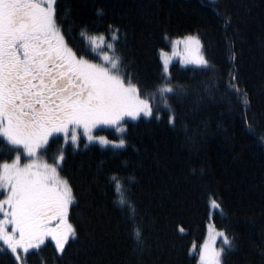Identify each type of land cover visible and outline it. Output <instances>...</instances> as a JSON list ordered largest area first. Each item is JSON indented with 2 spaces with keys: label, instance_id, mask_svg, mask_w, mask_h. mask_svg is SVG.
<instances>
[{
  "label": "trees",
  "instance_id": "obj_1",
  "mask_svg": "<svg viewBox=\"0 0 264 264\" xmlns=\"http://www.w3.org/2000/svg\"><path fill=\"white\" fill-rule=\"evenodd\" d=\"M57 13L77 49L90 47L80 34L85 24L89 35L120 29L127 71L142 95L153 94L160 118L126 119L123 148H85L84 139L75 149L64 145L61 175L77 196L70 208L77 237L62 254L48 240L23 264H199L209 222L233 242L222 264H264V0H58ZM191 34L208 65L173 62L170 81L183 90L167 95L165 107L156 92L166 82L160 51ZM100 132L119 139L113 129ZM62 144V135L50 138L44 157L52 162ZM14 155L0 137V162ZM113 173L125 178L142 245L131 209L116 203ZM0 264L17 261L0 251Z\"/></svg>",
  "mask_w": 264,
  "mask_h": 264
},
{
  "label": "snow or ice",
  "instance_id": "obj_2",
  "mask_svg": "<svg viewBox=\"0 0 264 264\" xmlns=\"http://www.w3.org/2000/svg\"><path fill=\"white\" fill-rule=\"evenodd\" d=\"M57 3L0 0V137L15 153L0 162V251H9L17 264H23L30 249H39L49 239L62 254L69 241L77 237L70 220V208L77 196L70 179L61 175L64 145L70 142L78 148L83 135L85 148L93 141L123 148L127 144L125 118H160L151 103L153 94L142 95L138 80L133 82L134 74L127 71L123 49L118 48L120 29L108 25L107 36L104 32L89 35L85 24L80 34L86 36L90 47L74 48L67 37L69 29L58 16ZM180 43L185 63L208 65L198 36L173 41V54ZM93 53L98 60L89 58ZM161 55L166 82L157 86L156 92L165 97L168 107L166 96L183 89L173 87L169 54L161 50ZM242 95L247 105V94ZM174 120L170 114L168 123ZM105 127L121 134L120 138L93 134ZM60 135L63 144L49 163L41 153L47 151L50 138ZM124 179L116 173L108 177L118 194L116 203L131 209L132 236L137 245H142ZM210 207L220 205L212 199ZM217 237H222L219 248L215 246ZM232 246L227 234L209 225L208 237L199 246V264H222L226 250Z\"/></svg>",
  "mask_w": 264,
  "mask_h": 264
},
{
  "label": "rangeland",
  "instance_id": "obj_3",
  "mask_svg": "<svg viewBox=\"0 0 264 264\" xmlns=\"http://www.w3.org/2000/svg\"><path fill=\"white\" fill-rule=\"evenodd\" d=\"M191 35H196V36H198V38L200 39V42H201V46H202L201 51H202V53H203L205 59H207V58H206V55H205V53H204V50H203V45H202V41H201L200 36L197 35V34H191ZM185 36H188V35H185ZM185 36H182V37H180V38H174V39H171V40H170V49H169V50H162L163 52L168 53V54H169V57H170V62H169V66H168V72H169V68H170L171 64H172L173 62H175V61H178V62H180V63L183 64V65L203 66V65H196V64L185 63V62H184V61H185V56H184V50H183V43H180V44L176 45V48H175V53H176V54H173V41H176V40H182V38L185 37ZM160 58H161V61H162V64H163V58H162V55H161V51H160ZM125 119H130V118H125ZM104 129H111V128H107V127L103 128V129L98 128V129L94 130V133H93V134H94V135H104V136H107L106 134L100 132L101 130H104ZM113 130H114V129H113ZM114 132H115V130H114ZM115 133H116V132H115ZM116 134H118V133H116ZM118 135H119L118 138H120V135H121V134H118ZM107 137H108V136H107ZM82 139H84L85 142H86V137H84L83 135L81 136V140H82ZM81 140H80V141H81ZM92 143L99 144V143L96 142V141L88 142V144H92ZM108 146H112V145H108ZM41 155L44 157L43 153H41ZM44 158H45V157H44ZM23 159H24V157L22 156V160H23ZM45 159H46V158H45ZM47 160H48V159H47ZM48 162H49V161H48ZM49 163H51V162H49ZM209 225H212L216 231H221V230H219V229L214 225L213 222H209L208 225H207V237H208V234H209ZM9 230H10V226H9ZM49 240H50V239H49ZM221 245H222V237H217V239H216V245H215V246H216L217 248H219V247H221ZM198 257H199V254H198Z\"/></svg>",
  "mask_w": 264,
  "mask_h": 264
}]
</instances>
